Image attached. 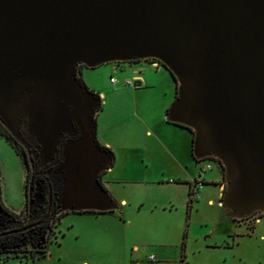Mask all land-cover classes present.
<instances>
[{
  "label": "water",
  "instance_id": "obj_1",
  "mask_svg": "<svg viewBox=\"0 0 264 264\" xmlns=\"http://www.w3.org/2000/svg\"><path fill=\"white\" fill-rule=\"evenodd\" d=\"M138 60L173 78L165 117L192 131L194 157L221 165L222 208L263 213L264 0H0V126L27 149L23 127L43 162L60 150L55 210L111 207L98 180L110 161L95 142L99 96L75 67Z\"/></svg>",
  "mask_w": 264,
  "mask_h": 264
},
{
  "label": "crops",
  "instance_id": "obj_2",
  "mask_svg": "<svg viewBox=\"0 0 264 264\" xmlns=\"http://www.w3.org/2000/svg\"><path fill=\"white\" fill-rule=\"evenodd\" d=\"M108 64L103 85L97 88L102 90H97L100 102L98 110L93 114V120L95 140L113 155L112 164L99 177L107 196L114 204L112 214L128 227L130 219L132 221L136 219L134 213H138L141 203L135 202L134 209H131V212L129 210L124 216V212L121 211L126 206H131L130 199L116 194L109 187L111 185L105 186V183L144 184L143 189L149 193L145 199L152 202V210L165 212L167 215L176 210L186 211L187 185L198 177L194 172L193 163H199L204 159L193 158L191 133L186 128L166 120V109L175 95L173 78L154 60ZM81 72V68L76 71L79 80ZM109 77L114 79L113 84L109 83ZM124 79L136 80L137 86L123 85ZM124 86L129 89L124 91ZM129 118H134L139 124L138 140L124 127L125 125L123 127L121 125ZM205 160L216 164L217 174L202 175L197 198L192 202L195 205L190 203L188 213H185V217L192 215L195 218L199 212L206 214L186 225L183 261L185 264H233L236 257V261H240L239 254L235 252L239 238L249 236L254 230V225L259 222L249 229L242 220L231 218L222 208L220 199L223 182L219 166L215 160ZM204 166L210 167L209 163ZM115 172L121 175L117 177L114 175ZM104 174H111L112 177L107 178L111 180H103ZM206 185L213 187L211 189L201 187ZM66 212L62 211L61 215ZM76 213L96 216L100 214ZM240 225L242 229L237 232L236 228ZM243 228L244 232L241 231ZM164 246L159 244L148 252L154 254L160 264L163 262L160 259H165L163 254L165 250L162 252L156 247L162 250ZM130 250L136 251L137 245L132 244ZM130 264H146L145 258L135 259Z\"/></svg>",
  "mask_w": 264,
  "mask_h": 264
},
{
  "label": "rangeland",
  "instance_id": "obj_3",
  "mask_svg": "<svg viewBox=\"0 0 264 264\" xmlns=\"http://www.w3.org/2000/svg\"><path fill=\"white\" fill-rule=\"evenodd\" d=\"M108 65L105 63L95 68L81 67L82 72L79 75L81 82L98 96L97 90L102 89L97 88L103 85ZM128 89L129 87H125L124 91ZM99 117H97L98 120ZM121 125L122 127L125 125L124 127L133 133L137 140L139 139V124L134 118H129ZM0 131H2L1 127ZM216 162L222 175V167L218 161ZM206 163H209L211 169L202 171L201 168ZM193 167L198 176L196 178L199 179L206 173L217 174V166L213 161L204 159L199 163H193ZM27 171L20 150L11 140L6 141L0 135V203L12 212L21 210L18 217L21 223L25 220L26 212L23 191ZM117 172L114 175L118 177L121 173ZM108 177L111 178L112 175L104 174L103 180ZM105 184V186L111 185L109 187L116 194L130 199L131 206H126L121 211L124 212V216L129 213V210L131 212V209H134L135 202L141 203L138 213H134L136 219L133 221L130 219L128 227L121 222V219L114 217L112 211L100 213L97 216L66 212L56 216L49 224L45 233L43 254L36 253V249L30 244H24L17 249L0 253V264H82V262L85 264H130L135 259L145 258L148 252L159 244L165 245L162 250L156 247L162 252L165 250L163 253L165 259H160L163 260L162 264H176L181 259L179 257L180 243L184 241L186 225L188 222L198 220L206 213L199 212L195 218L192 215L185 217L186 211L176 210L167 215L165 212L152 210V202H147L145 199L149 193L143 189L144 184ZM201 187L211 189L213 186ZM103 189L107 195L106 189L104 187ZM255 219L258 221L255 222ZM240 220L249 229L255 223H259L254 225V230L249 236L244 235L239 238L235 252L239 254L240 261H236V257L233 264H264V212L254 213ZM241 227L240 225L236 228L237 232L242 229ZM241 231L244 232V228ZM132 244L137 245L136 251L130 250Z\"/></svg>",
  "mask_w": 264,
  "mask_h": 264
},
{
  "label": "trees",
  "instance_id": "obj_4",
  "mask_svg": "<svg viewBox=\"0 0 264 264\" xmlns=\"http://www.w3.org/2000/svg\"><path fill=\"white\" fill-rule=\"evenodd\" d=\"M155 61V60H154ZM81 82V81H80ZM81 84L83 85V83L81 82ZM96 95V94H95ZM175 98V95H174ZM173 98V99H174ZM99 108V107H98ZM98 110V109H97ZM96 112V111H95ZM166 114V112H165ZM166 120L168 121V119L166 118ZM170 122V121H168ZM172 123V122H171ZM176 125H179L181 127L186 128L190 133H191V140H192V131L185 127L184 125L181 124H177L174 123ZM1 127V126H0ZM2 131H0V135L4 137V139L6 141L11 140L10 137L8 136V134H6L5 130L1 127ZM96 144L98 145V147H100L101 149L105 150L108 152L109 157H110V161H109V165L112 164L113 161V155L112 153L100 146L97 141L95 140ZM59 153L61 154V152L59 151ZM58 153V154H59ZM193 158L196 160L198 158L194 157ZM63 159V157H62ZM101 173L99 174L100 177ZM98 177V180H99ZM54 183V188L57 192V194L59 193V188H60V178L59 179H55L53 180ZM100 183V181H99ZM103 188V187H102ZM24 207H25V220L23 223H21L18 219L19 214L21 212V210L17 213H14L12 211L7 210L6 208H4L1 203H0V207L1 209L4 211V213L7 215V217L9 218V222L7 225L4 226V228L9 229L7 232H5L1 238H0V253H5L8 252L11 249H17L19 248L21 245L24 244H30L33 248L36 249V253L38 254H43L44 252V244H45V233L48 230L49 224L52 222V220L56 217V216H60L61 214L55 215L57 212V210H54L53 212L50 211L49 213H46L45 208L40 207L36 204L27 205V192H26V180L24 181ZM190 207V204L187 201L186 204V214L188 213V209ZM112 208H114V204L111 202V207L110 209H108V211H111ZM79 212H88V213H93V214H99L102 212H98V211H79ZM43 219L42 223L39 226H33V227H29V229L27 231H19V229L28 226L30 224H34L37 221ZM26 230V229H25ZM29 233V235H28ZM183 241L180 243V255L179 257L182 259L183 258Z\"/></svg>",
  "mask_w": 264,
  "mask_h": 264
},
{
  "label": "flooded vegetation",
  "instance_id": "obj_5",
  "mask_svg": "<svg viewBox=\"0 0 264 264\" xmlns=\"http://www.w3.org/2000/svg\"><path fill=\"white\" fill-rule=\"evenodd\" d=\"M83 67L82 65H77L75 70ZM7 134V133H6ZM19 135L23 142L27 145V149H24L19 143L15 142L9 135L12 143L20 150L22 159L28 169L26 175V192L28 193V198H31L33 194L40 195V202H32L31 205L36 204L40 207L45 208L46 213L54 211L59 200L58 194L54 188L53 180L59 179L58 171L63 161L62 155L59 153V149L56 150L53 157L48 162H43L40 160L38 155V146L34 142V139L29 136L23 127L19 129ZM64 140V139H63ZM59 153V154H58ZM30 206V205H29ZM62 211L57 212L55 215L61 214ZM9 222V218L0 210V238L9 229L4 228ZM29 229V228H28ZM28 229L24 230L27 231ZM29 235V233H28Z\"/></svg>",
  "mask_w": 264,
  "mask_h": 264
},
{
  "label": "built area",
  "instance_id": "obj_6",
  "mask_svg": "<svg viewBox=\"0 0 264 264\" xmlns=\"http://www.w3.org/2000/svg\"><path fill=\"white\" fill-rule=\"evenodd\" d=\"M108 81L111 84L114 83V79L112 77H109ZM123 85L129 86V87H136L137 82L134 79H124ZM209 159L214 160L212 158H209ZM209 168H210L209 166H203L201 168V170L204 171V170H208ZM200 185H201V181L199 178H194L188 183V185H187V201L189 204L196 200L197 190L199 189ZM254 221L257 222L258 220L255 219ZM145 262H146V264H160L159 261L157 260V258L155 257V255L152 253H148L145 256ZM176 264H185V263H184L183 259H180L179 261H177Z\"/></svg>",
  "mask_w": 264,
  "mask_h": 264
}]
</instances>
